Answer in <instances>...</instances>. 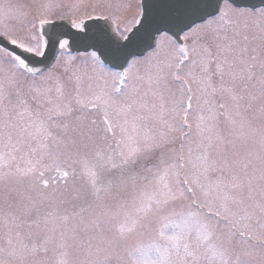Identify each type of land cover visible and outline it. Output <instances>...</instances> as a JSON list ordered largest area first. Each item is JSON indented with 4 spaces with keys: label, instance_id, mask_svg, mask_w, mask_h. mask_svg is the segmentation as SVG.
Wrapping results in <instances>:
<instances>
[{
    "label": "snow or ice",
    "instance_id": "obj_1",
    "mask_svg": "<svg viewBox=\"0 0 264 264\" xmlns=\"http://www.w3.org/2000/svg\"><path fill=\"white\" fill-rule=\"evenodd\" d=\"M0 264H264V3L0 0Z\"/></svg>",
    "mask_w": 264,
    "mask_h": 264
},
{
    "label": "water",
    "instance_id": "obj_2",
    "mask_svg": "<svg viewBox=\"0 0 264 264\" xmlns=\"http://www.w3.org/2000/svg\"><path fill=\"white\" fill-rule=\"evenodd\" d=\"M243 3H248V4H261L264 3V0H241Z\"/></svg>",
    "mask_w": 264,
    "mask_h": 264
}]
</instances>
